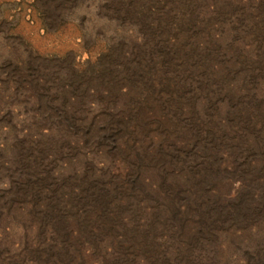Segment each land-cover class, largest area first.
Listing matches in <instances>:
<instances>
[{"label": "trees", "instance_id": "16d2710c", "mask_svg": "<svg viewBox=\"0 0 264 264\" xmlns=\"http://www.w3.org/2000/svg\"><path fill=\"white\" fill-rule=\"evenodd\" d=\"M148 1L140 4L139 0V5H132L136 8L131 10L145 25L142 42L124 55L123 62H113L115 68L114 65L104 69L92 68L89 77H86L85 70H74L67 79L57 81L55 78L57 86H48L49 74L40 71L39 66L19 62L15 67L19 75L17 88L34 92L39 108L46 107L45 111L66 130L64 142L71 146L95 141L103 144L109 154L123 153L130 156L134 163L127 173L114 175L122 177V182L114 181L113 176L105 181L101 175L88 171L70 182L72 178L59 180L57 176L45 173L44 158L52 148L48 146L50 143L41 149L31 146L27 154L21 153L19 177L9 186V204L0 205V219L12 217L11 210L17 208L21 216L26 212L25 216L34 222L35 237L40 241L26 248L31 255H35L34 264H85L97 238L103 232L119 229L117 222L119 225L122 222L119 221L122 220L120 207L129 203L127 198L130 199L131 193L146 192L148 189V192L151 190L161 195L160 190L169 183L170 176L177 178L174 172L177 163L188 168L195 182L193 185L167 186L175 190V196L171 198V216L172 219L181 216L178 217L176 233L179 232L178 239L184 246L190 244L184 242L185 237L198 241L208 234L214 220L222 214V211L217 212L214 219L211 213L213 207L210 211L206 209L209 198L204 179L208 178V172L202 170L204 162L198 165L195 162L200 157L204 158L206 141L213 144L211 149L215 150L229 137L227 131L233 133V138L245 135L244 131H247L253 133L257 140L260 134H264V105L253 93L255 71L264 69V56H257V62L246 57L242 62L230 64L225 58L226 53H222V45L214 41L211 46L205 47L202 42H194V36L201 37L207 25L196 12H192L187 21L182 20L180 7H186L185 14L188 13L190 6L187 2ZM259 1L248 12L236 16L231 25L232 30L238 32L242 23L247 22L244 28L252 30L257 40L262 38L264 41V0ZM230 4L218 7L217 16L229 13ZM168 5H173V9H166ZM234 55L240 57L239 53ZM247 61L248 68L236 84L233 82L234 71L240 72L239 65L244 62L247 65ZM196 74L204 76L194 78ZM91 82L95 86H91ZM193 84H197V90ZM199 93L204 97L201 107ZM85 105L100 109L91 121H88L90 110L86 114ZM212 108L217 114L224 113V126L214 124ZM53 131L51 127L44 128L39 136L49 138ZM179 133L185 139L180 138ZM70 138H75V141L72 143ZM237 139L241 138L238 136ZM39 142H42L41 139L36 143L31 141L32 145ZM61 146L64 150L65 146ZM155 158L165 163V169L157 174L160 184H154L141 173ZM196 166L199 167L197 170ZM200 172L203 173L198 176ZM179 200L184 204H178ZM6 207L8 212L5 213ZM197 211L204 214L200 223L188 228L191 221L189 215ZM129 241L131 239L128 240L125 235L121 238L115 236L108 250L122 252L124 249V256L128 258L127 251L133 244ZM80 244L90 249L80 250ZM183 251L185 249L178 250V253ZM127 258L118 256L116 264H125ZM3 264L19 262L10 258Z\"/></svg>", "mask_w": 264, "mask_h": 264}, {"label": "rangeland", "instance_id": "374dc122", "mask_svg": "<svg viewBox=\"0 0 264 264\" xmlns=\"http://www.w3.org/2000/svg\"><path fill=\"white\" fill-rule=\"evenodd\" d=\"M138 1L0 0V205L9 204V186L19 177L21 153L27 154L31 146L41 149L50 143L48 146L52 148L45 153L44 170L59 180L72 178L69 180L72 182L76 176L81 177L88 171L101 175L105 181L113 176L114 181L122 182V177L114 175L125 174L130 167H134L130 156L109 154L103 144L95 141L75 145L72 144L75 138H70L71 146L64 142L66 130L45 111L46 107L39 108L34 92L17 88L19 75L15 67L19 62L39 66L40 71L49 74L48 86H57L60 78L67 79L74 70H85L86 77H89L92 68L104 69L111 65L115 68L114 63L123 62L124 55L141 44L142 35L146 32L143 20H137L133 13L136 7L132 5L138 6ZM142 2L144 0L140 4ZM185 2L190 7L186 14L187 8L180 7L182 20L187 21L190 14L196 12L207 25L201 37L194 36V42H202L205 47L211 46L214 41L222 45V53H226L225 58L230 64L242 62L246 57L257 62V56H264V41L262 38L257 40L252 30L244 28L247 22L242 23L238 32H234L231 25L236 16L248 12L259 0H183ZM228 2H231L229 13L218 17V7L223 8ZM169 8L173 9V5H168L166 9ZM235 52L239 53V58L234 55ZM239 67L240 72L234 71L233 82L236 84L247 70L248 61L247 65L244 62ZM255 75L253 93L264 105V69L255 71ZM202 76L193 75L194 78ZM91 86L95 84L91 82ZM199 94L201 107L204 97ZM84 109L86 114L89 113L88 121L100 110L86 105ZM87 110L90 111L87 113ZM211 112L214 124L224 126V113L217 114L214 108ZM50 127L54 131L49 138L39 136L41 130ZM227 134L229 137L215 150L211 149L213 144L206 141L204 158L195 161L197 165L204 162L202 170L208 172V178L204 179L205 192L210 199L205 204L206 209L210 211L213 207L211 213L214 219L217 212L222 211L205 237L198 241L185 237L184 242H190L186 246L178 239L176 226L181 216L172 219L171 198L175 196V190L167 186L193 185L195 180L185 165L177 163L174 167L177 178L170 176L169 183L160 190L161 195L151 190L148 192V189L146 192L131 193L130 199L127 198L129 203L120 207L122 220L119 221L126 225L117 222L119 229L103 232L91 249L80 244V250H91L85 264H116L118 256L126 259L124 249L122 252L108 250L113 238L123 235L133 242L127 251L129 256L125 264H264V134H260L259 140L247 131H244L245 135H238L242 140L237 139L238 136L233 138L232 132L227 131ZM178 135L184 138L183 134ZM39 139L41 143L32 145V140L36 143ZM62 144L64 150H61ZM148 163L147 169L141 170L142 177L160 184L157 174L165 169V163L156 158ZM198 168L196 166V170ZM178 202L184 204L180 200ZM174 204L176 206V202ZM11 213L14 218L4 216L0 219V264L10 258H16L19 264H34L35 255H31L26 248L40 241L35 237V224L25 216L26 212L21 216L15 208ZM203 215L198 211L191 213L187 227L198 225ZM184 249L178 253V250Z\"/></svg>", "mask_w": 264, "mask_h": 264}]
</instances>
